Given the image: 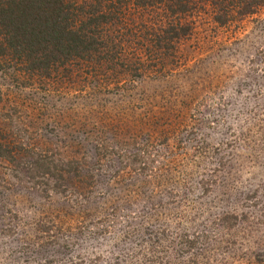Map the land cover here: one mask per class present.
Returning a JSON list of instances; mask_svg holds the SVG:
<instances>
[{
    "label": "rangeland",
    "instance_id": "obj_1",
    "mask_svg": "<svg viewBox=\"0 0 264 264\" xmlns=\"http://www.w3.org/2000/svg\"><path fill=\"white\" fill-rule=\"evenodd\" d=\"M64 1L116 46L0 55V264H264V6Z\"/></svg>",
    "mask_w": 264,
    "mask_h": 264
},
{
    "label": "trees",
    "instance_id": "obj_2",
    "mask_svg": "<svg viewBox=\"0 0 264 264\" xmlns=\"http://www.w3.org/2000/svg\"><path fill=\"white\" fill-rule=\"evenodd\" d=\"M167 1H171L168 5L172 12H182L189 6V0ZM209 3L216 10L213 18L219 24L233 14L241 16L264 6V0H209ZM78 11L74 3L64 0H0V55H9L26 69L43 74L74 58L92 57L99 45L104 49L103 58L112 59L109 49L116 45L97 43L112 40L105 34L104 39L97 41L101 37L96 26L105 22V13L92 14L80 21ZM185 28L168 25L161 32L164 35L157 39L167 45L180 34H186ZM167 33L169 36L165 37Z\"/></svg>",
    "mask_w": 264,
    "mask_h": 264
}]
</instances>
